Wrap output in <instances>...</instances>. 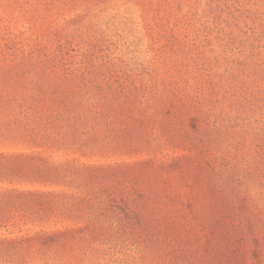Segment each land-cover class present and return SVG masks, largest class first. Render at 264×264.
Returning <instances> with one entry per match:
<instances>
[{
	"label": "rangeland",
	"instance_id": "374dc122",
	"mask_svg": "<svg viewBox=\"0 0 264 264\" xmlns=\"http://www.w3.org/2000/svg\"><path fill=\"white\" fill-rule=\"evenodd\" d=\"M0 264H264V0H0Z\"/></svg>",
	"mask_w": 264,
	"mask_h": 264
}]
</instances>
